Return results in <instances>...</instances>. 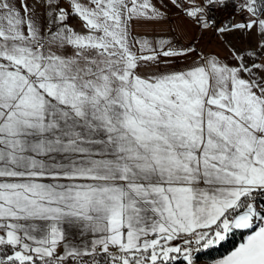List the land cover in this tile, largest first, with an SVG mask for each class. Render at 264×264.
Wrapping results in <instances>:
<instances>
[{
	"label": "snow or ice",
	"instance_id": "snow-or-ice-1",
	"mask_svg": "<svg viewBox=\"0 0 264 264\" xmlns=\"http://www.w3.org/2000/svg\"><path fill=\"white\" fill-rule=\"evenodd\" d=\"M226 243L264 264V0H0V264Z\"/></svg>",
	"mask_w": 264,
	"mask_h": 264
},
{
	"label": "rangeland",
	"instance_id": "rangeland-1",
	"mask_svg": "<svg viewBox=\"0 0 264 264\" xmlns=\"http://www.w3.org/2000/svg\"><path fill=\"white\" fill-rule=\"evenodd\" d=\"M155 27H156V30L159 31V32H166L167 28H168V26L166 24L165 25H158V26H155ZM189 28H190V33L189 34L191 35L195 30L191 29V26H189ZM142 31H147V32L151 33L152 32V28L149 27V28H146V29H142ZM257 39H258V37H256L255 34H253L252 40H251L253 45H255ZM185 43H187V41H185ZM240 46L241 47H246L247 46V42L246 41L241 42ZM198 47L203 48V50L206 51V52L215 51L222 57L228 55L227 49L222 44H220L218 40H211V42H209L207 33H205L204 39L201 40V42L198 45ZM217 260H219V259L211 260V261L200 260V261H197V264H215V262Z\"/></svg>",
	"mask_w": 264,
	"mask_h": 264
},
{
	"label": "trees",
	"instance_id": "trees-1",
	"mask_svg": "<svg viewBox=\"0 0 264 264\" xmlns=\"http://www.w3.org/2000/svg\"><path fill=\"white\" fill-rule=\"evenodd\" d=\"M236 240L237 241L239 240L238 236L236 237ZM231 248H232V244L226 243L222 246H217V247L212 248V249L203 250L202 252L197 254L198 255L197 261H200V260L211 261V260L223 258L224 256H226L229 253Z\"/></svg>",
	"mask_w": 264,
	"mask_h": 264
}]
</instances>
